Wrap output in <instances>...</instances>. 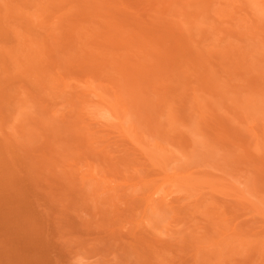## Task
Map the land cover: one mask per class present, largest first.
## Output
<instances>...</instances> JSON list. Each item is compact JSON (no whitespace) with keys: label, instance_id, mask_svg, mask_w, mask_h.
<instances>
[{"label":"rangeland","instance_id":"1","mask_svg":"<svg viewBox=\"0 0 264 264\" xmlns=\"http://www.w3.org/2000/svg\"><path fill=\"white\" fill-rule=\"evenodd\" d=\"M0 264H264V0H0Z\"/></svg>","mask_w":264,"mask_h":264},{"label":"bare ground","instance_id":"2","mask_svg":"<svg viewBox=\"0 0 264 264\" xmlns=\"http://www.w3.org/2000/svg\"><path fill=\"white\" fill-rule=\"evenodd\" d=\"M195 100H197V102H198V105H200L201 104V99L200 98H198V97H195ZM203 115V114H202Z\"/></svg>","mask_w":264,"mask_h":264}]
</instances>
